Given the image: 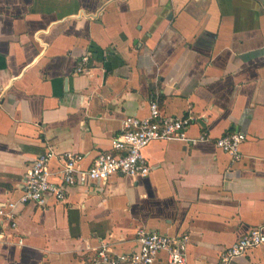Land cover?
I'll list each match as a JSON object with an SVG mask.
<instances>
[{"label":"crops","instance_id":"obj_1","mask_svg":"<svg viewBox=\"0 0 264 264\" xmlns=\"http://www.w3.org/2000/svg\"><path fill=\"white\" fill-rule=\"evenodd\" d=\"M152 99L208 140H154L148 176L26 204L0 264H88L103 245L137 250L139 227L188 234V263L217 264L252 228L264 232V0H0V206L20 199L39 154L81 153L87 166ZM234 129L246 134L238 161L216 145ZM230 264H264V245Z\"/></svg>","mask_w":264,"mask_h":264},{"label":"built area","instance_id":"obj_2","mask_svg":"<svg viewBox=\"0 0 264 264\" xmlns=\"http://www.w3.org/2000/svg\"><path fill=\"white\" fill-rule=\"evenodd\" d=\"M88 56L84 55L76 66L78 73L89 69ZM191 117L168 115L161 111L157 100L150 101V114L126 116L120 132L111 140V149L99 152L91 163L83 165L85 156L81 153H57L48 150L39 154L29 165L24 176V188L19 200L0 206V240L6 229H14L17 216L28 203L45 206L48 197L63 202L68 189L75 185L104 182L113 174H123L135 178L149 175L152 167L144 154L145 148L154 140H183L197 144L208 140L207 136L189 138L187 129ZM246 134L239 129L231 130L216 140V145L230 154L233 161L241 160V144ZM56 158L57 170H51L50 161ZM57 179V180H54ZM138 248L132 252L112 253L103 245L88 264H153L156 254L165 251L167 264H189L187 247L188 234H169L137 229ZM264 245V232L261 227L252 228L247 234L221 252L217 264H230L231 261L251 248Z\"/></svg>","mask_w":264,"mask_h":264}]
</instances>
